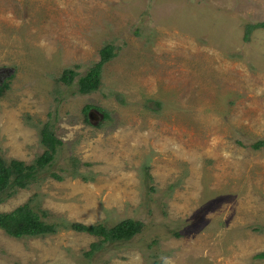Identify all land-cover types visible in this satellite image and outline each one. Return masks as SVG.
Returning <instances> with one entry per match:
<instances>
[{
    "label": "rangeland",
    "instance_id": "1",
    "mask_svg": "<svg viewBox=\"0 0 264 264\" xmlns=\"http://www.w3.org/2000/svg\"><path fill=\"white\" fill-rule=\"evenodd\" d=\"M262 21L264 0H0V157L33 163L45 123L62 140L0 212L143 223L90 256L85 232L0 228V264H264V147L238 143L264 138ZM106 43L101 89L59 80Z\"/></svg>",
    "mask_w": 264,
    "mask_h": 264
},
{
    "label": "trees",
    "instance_id": "2",
    "mask_svg": "<svg viewBox=\"0 0 264 264\" xmlns=\"http://www.w3.org/2000/svg\"><path fill=\"white\" fill-rule=\"evenodd\" d=\"M264 28V21L253 24H248L245 27V38L252 29ZM137 33V31H135ZM118 53V49L111 43L104 44L99 49V59L92 63L83 74H79L78 69L81 67L77 64L74 67H65L62 70L59 80L70 85L76 76L78 84V92L87 94L101 89L102 69L106 62L114 58ZM7 80L0 84V96L7 88ZM156 105H160L158 101H154ZM90 105L84 106L83 111H86ZM104 118H109L107 111H103ZM88 120V115H85ZM40 142L45 147L44 151L35 158L33 163L26 164L22 160L10 159L8 162L0 157V203L16 192L17 188H25L32 182L38 171L47 165L52 164L55 153L58 147L62 144V140L58 138L48 123H45L40 130ZM238 143L244 147L259 150L264 147V138H258L249 143L239 141ZM55 179L61 180L62 176L52 173ZM46 211H35L31 208L28 202L20 204L8 212H0V228L8 235L20 238L23 236H44L54 234L58 227L64 226L78 232L96 236L98 239L90 244V249L86 251V255L90 256L96 250L101 249L102 245L107 242H118L132 238L139 233L143 228V223L139 220L126 218L115 225L106 226L103 223L86 224L77 221L62 222L48 221ZM175 235L178 233L175 232ZM256 258L264 259V250L255 254Z\"/></svg>",
    "mask_w": 264,
    "mask_h": 264
},
{
    "label": "water",
    "instance_id": "3",
    "mask_svg": "<svg viewBox=\"0 0 264 264\" xmlns=\"http://www.w3.org/2000/svg\"><path fill=\"white\" fill-rule=\"evenodd\" d=\"M88 117L90 118L91 116H90V113H88Z\"/></svg>",
    "mask_w": 264,
    "mask_h": 264
},
{
    "label": "flooded vegetation",
    "instance_id": "4",
    "mask_svg": "<svg viewBox=\"0 0 264 264\" xmlns=\"http://www.w3.org/2000/svg\"><path fill=\"white\" fill-rule=\"evenodd\" d=\"M90 116L92 117V116H93V114H92V113H90Z\"/></svg>",
    "mask_w": 264,
    "mask_h": 264
}]
</instances>
